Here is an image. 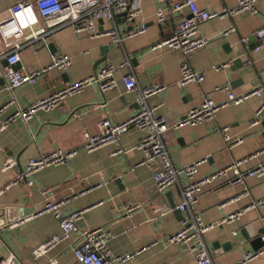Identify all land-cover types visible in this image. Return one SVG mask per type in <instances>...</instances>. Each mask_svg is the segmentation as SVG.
Segmentation results:
<instances>
[{
	"label": "crops",
	"instance_id": "1",
	"mask_svg": "<svg viewBox=\"0 0 264 264\" xmlns=\"http://www.w3.org/2000/svg\"><path fill=\"white\" fill-rule=\"evenodd\" d=\"M16 1L0 0V11ZM196 1L199 7L216 11L235 3L234 0ZM158 6L167 13L163 22H158L155 15ZM168 7V2L143 0L142 13L132 25L145 24V32L125 38L120 44L106 35L89 37L75 33L69 26L61 28L46 39L48 44L52 42L54 50L48 45L24 47L16 68L26 72L41 69L60 52L71 58L68 68H52L38 76L33 84L26 83L15 89H9L4 76H0L3 77L0 107L5 105L0 113L1 126L2 121L19 108L92 75L102 52L105 60L96 71L108 63L116 66L113 89L102 92L95 83L87 84L55 109L38 110L28 121L17 118L0 129V261L13 254V264H47L51 258L56 259V264H79L73 255L78 233L72 231L44 254L33 255V250L47 238L61 234L57 218L49 211H42L47 202L57 201L64 214L79 212L76 220L79 229H100L106 233L105 248L109 254L141 249L125 264H197L189 248L168 240L182 228V220L189 214L176 212L170 205L180 202V185L185 184L187 178L180 173L178 183L162 192L156 191L153 172L159 164L139 163L144 156L137 144L143 131L131 127L115 142L92 151L81 147L83 132L95 133L99 119L108 117L113 122H122L137 111L134 94L124 86L126 75L135 76L140 85L164 86L150 96L148 102L160 104L159 112L169 119L167 140L177 168L197 163L195 179H201L238 160L242 171L264 165V151H256L261 123L250 126L261 105L257 96L240 104H228L214 118L202 123L174 127L189 109L200 105L205 96L210 95L218 102L224 100L225 94L217 91V87L227 85L239 93L264 81V35L260 38L254 35L264 27V0H256L255 13L226 14L199 25V34L209 41L191 53L187 61L191 68L201 71L204 78L184 86L177 85L183 59L181 51L166 46L153 48L156 42L170 36L177 24L178 15L169 13ZM114 23L121 33L131 29V23L121 15L115 17ZM231 25L235 30L223 35ZM106 27L108 24L100 21V31ZM245 37L247 42L242 41ZM253 42L254 47L249 48ZM228 47L233 50L229 52ZM236 56L241 58V63H233ZM222 64L226 66L215 68ZM59 71L66 72V83L58 77ZM73 109V115L67 119L66 112ZM263 119L264 110L260 121ZM224 127L241 142L228 147L222 134ZM58 148L75 152L64 162L34 172L27 178L32 181L31 185L19 177L27 161ZM9 158L14 160V165L2 170ZM231 178L232 173L227 172L205 183L192 205V210L200 214L205 224H212L204 238L208 246L217 241L218 245L210 251L214 264H235L245 252L253 251L248 241L243 240L240 230L246 228L253 232L264 226V203L255 204L264 198V175L248 176L242 183H233ZM235 211L242 212L239 219L233 223H218ZM227 239H231L234 246L226 249L221 244ZM237 239L241 240L239 247L235 245ZM244 264H264V254Z\"/></svg>",
	"mask_w": 264,
	"mask_h": 264
},
{
	"label": "built area",
	"instance_id": "2",
	"mask_svg": "<svg viewBox=\"0 0 264 264\" xmlns=\"http://www.w3.org/2000/svg\"><path fill=\"white\" fill-rule=\"evenodd\" d=\"M143 0H17L11 6L0 11V76H4L9 89H15L23 84H33L42 73L55 69H66L71 65V58L68 54L59 53L51 57L49 64L41 69L26 72L22 68H16L20 61V50L24 47L46 46L47 37L54 31L64 27H71L77 34H85L89 37L106 35L114 43H122L125 38L142 34L146 30L145 24L133 26L132 29L121 33L117 29L114 20L116 16L126 12L124 19L132 23L142 13ZM160 3H169V13L177 14L178 21L173 33L156 42L155 47H171L179 49L183 59L180 64L177 85L184 86L188 83L200 82L204 78L201 71L191 68L187 57L197 49L208 43V38L201 36L198 32L199 25L209 19L225 16L226 14L240 13L241 11L257 12L256 0H234V5L226 7L222 11L209 10L197 5L196 0H156ZM187 12V13H186ZM158 22L166 19L165 9L158 6L155 10ZM100 21L108 24L104 30L100 31L98 25ZM235 30L231 25L224 34H229ZM254 35L258 38L264 35V27L256 30ZM247 42L248 38H243ZM125 63H128L126 61ZM222 64L215 68L225 67ZM116 66L111 63L102 66L95 74L87 76L65 86L63 89L54 91L46 96L40 97L25 108H19L12 115L2 121L0 129L7 126L17 118L28 121L32 114L38 110L51 111L58 107L64 100L72 94L81 91L87 84L95 83L100 91L105 92L116 86L114 72ZM127 91L134 94L138 104L137 111L122 122H113L108 117L99 119L96 122V132H83V143L81 147L86 151H92L101 145L112 143L118 140L119 136L131 127L143 131L137 147L142 150L143 158L139 162L147 166L159 164L153 172V180L157 192H162L166 188L178 183L179 174L183 173L187 182L180 185V202L175 208L187 211L189 214L182 220V228L169 237L170 242L182 243L195 255L197 264H214L207 242L204 238L206 231L212 224H205L198 212L192 210V205L197 201L205 183L212 182L216 177H221L227 172L232 173L233 183H242L248 176L264 175V165L258 164L255 168L242 171L241 161L220 168L209 175L195 179L197 163L187 164L177 168L172 161L167 140V131L170 122L166 114L159 112L160 104L150 105V96L161 91L164 86L154 83L150 85H140L135 76L126 75L123 78ZM225 94V99L218 102L207 95L200 105L188 110L181 117L174 127L188 124L196 125L215 117L216 113L228 104H240L251 96L261 99V105L255 111L250 121V126H255L260 122V115L264 110V81L244 92H235L231 87L225 85L216 88ZM12 102V101H10ZM5 109V105L0 107V113ZM224 141L228 147L241 142L237 136L228 133V128H222ZM75 150H63L58 148L52 152L41 154L36 158L27 161L25 169L21 171L19 177L27 180L34 172L45 168L53 163L66 161ZM14 160L9 158L2 166V170L14 165ZM32 184L31 180H27ZM1 193V191H0ZM264 198L259 199L255 204H263ZM60 202L49 201L42 209L43 212H51L58 220L61 234L52 235L33 250L34 257L44 254L62 239L69 236L70 232L78 233V243L73 248V255L79 264H125L141 249H136L119 255H112L105 248L107 239L106 233L100 229H79L76 220L79 212L64 214ZM174 209V208H172ZM162 213L160 208L156 209ZM169 210H171L169 208ZM241 211L228 214L218 223H233L240 218ZM24 220V219H23ZM22 221V220H19ZM235 233V231H233ZM264 254V249L257 251H247L235 264H244L247 261ZM14 255L11 254L0 261V264H13ZM56 259L51 258L47 264H56Z\"/></svg>",
	"mask_w": 264,
	"mask_h": 264
},
{
	"label": "water",
	"instance_id": "3",
	"mask_svg": "<svg viewBox=\"0 0 264 264\" xmlns=\"http://www.w3.org/2000/svg\"><path fill=\"white\" fill-rule=\"evenodd\" d=\"M125 13L126 12H124V13H122L121 14V16H123L124 17V15H125ZM132 27H133V25L131 26L130 25V28L132 29ZM250 40H252V37L250 38ZM48 45V48L50 49V50H54V46H53V44H52V42H50L49 44H47ZM225 45L226 46H228V42H226L225 43ZM254 42L253 43H251L250 45H248L249 46V48H251V47H254ZM53 48V49H52ZM229 49H228V51L229 52H231L232 50H233V48L231 47H228ZM102 58H100L99 60H97L96 62H95V64H94V66H93V68H94V72H93V74H95L97 71H96V68H97V66L101 63V62H103L104 60H105V58H104V52H102V56H101ZM240 60H241V58L239 57V56H236L234 59H233V63H236V62H240ZM241 63V62H240ZM19 63H17L15 66H17ZM58 77L59 78H61L62 79V82L63 83H66L67 81H68V76H67V74H66V72H60L59 71V74H58ZM3 77H0V81H3V80H1ZM64 88V86H62L61 88H58L57 89V91L58 90H60V89H63ZM74 109L73 110H70V111H68V112H66V114H67V119H70V116H72L73 115V113H74ZM260 123H261V130L259 131V137H257L258 139H259V146H258V148H257V152H263L264 151V119L263 120H261L260 121ZM170 205H171V207L172 208H174L173 210L174 211H176V212H180V210L179 209H177V208H175V206H176V204L174 203V202H171L170 203ZM241 232H240V234H241V236H242V238H243V240H246V241H248V243L250 244V246H251V248H252V250L253 251H257V250H259V249H262V247H264V226H262V227H259V228H257L255 231H253V232H250V231H248L246 228H242L241 230H240ZM237 241L238 242H236V246H241V240L240 239H237ZM218 244H217V241H214V242H212L211 243V245L210 246H208V248H209V251H211V249H214V247L215 246H217ZM222 245V247L223 248H231L232 246H234V243H232V241H231V239H227L226 240V242H224L223 244H221Z\"/></svg>",
	"mask_w": 264,
	"mask_h": 264
}]
</instances>
